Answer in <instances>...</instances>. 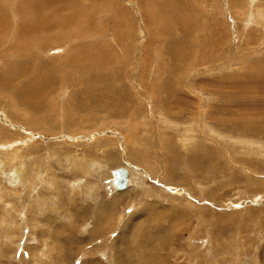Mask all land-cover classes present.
<instances>
[{
    "label": "rangeland",
    "instance_id": "1",
    "mask_svg": "<svg viewBox=\"0 0 264 264\" xmlns=\"http://www.w3.org/2000/svg\"><path fill=\"white\" fill-rule=\"evenodd\" d=\"M33 1L0 0V264H264V0H69L24 44Z\"/></svg>",
    "mask_w": 264,
    "mask_h": 264
},
{
    "label": "bare ground",
    "instance_id": "2",
    "mask_svg": "<svg viewBox=\"0 0 264 264\" xmlns=\"http://www.w3.org/2000/svg\"><path fill=\"white\" fill-rule=\"evenodd\" d=\"M27 1V0H26ZM69 0H34L33 2H28V4L26 3V5H24L25 7L23 8V10H25V8H26V10H25V12H27V13H30V16H31V19L33 18L34 19V22H35V24H30V25H27V27H22V29H20L19 31H18V34H17V40H19V41H22V39H24L23 40V42H24V44H25V41L27 40V37H33V35H38V34H42V35H46L47 33H50V32H52V30H54L55 29V27L54 28H52L50 25V28H52L51 29V31L49 30L50 28L48 27V22L51 20V15H49L48 13V11H49V9H52V11H53V9H54V11L52 12V14H54V13H56V12H61V7H60V3H64V2H68ZM18 2V1H17ZM16 2V3H17ZM25 4V3H24ZM70 5H72V6H74V7H77V5L78 4H76V0H71L70 1V3H69ZM64 5H65V3H64ZM66 6V5H65ZM65 6L63 7V8H65ZM91 7V6H90ZM116 7H117V5H116ZM21 9H22V7H21ZM12 11V10H11ZM10 11V12H11ZM19 11V10H18ZM63 11H64V9H63ZM62 11V12H63ZM119 11H121V10H119ZM16 12V11H15ZM48 12V13H47ZM48 15H47V14ZM120 14H122L123 15V17H124V19H125V16H124V11H121V12H119ZM17 14H18V12H17ZM46 15V16H45ZM60 15V14H59ZM18 16V15H17ZM94 18V17H93ZM119 18V17H118ZM129 18V17H128ZM1 19V18H0ZM31 19H29V20H31ZM132 19V18H131ZM73 20V19H72ZM14 21V20H13ZM53 21V20H52ZM18 23V22H17ZM66 22L64 21V24H65ZM119 23V22H118ZM6 24V23H5ZM121 24V23H120ZM18 25V24H17ZM67 25V24H66ZM131 25V24H130ZM179 25V27L183 30V32H185L186 33V31H187V27H185V24L183 25H181L180 23L178 24ZM20 26V25H19ZM64 25H62L61 27H63ZM1 28V27H0ZM82 28V27H81ZM4 29V28H3ZM19 29V28H18ZM125 29V28H124ZM128 29H129V27H128ZM44 30H45V33L43 34V32H44ZM106 30V29H105ZM114 30V29H113ZM2 31V30H1ZM70 32V31H69ZM130 32V31H129ZM101 34V33H100ZM50 35V34H49ZM48 37V36H47ZM50 37V36H49ZM128 37V36H127ZM131 38V37H130ZM108 39V38H107ZM126 39V38H125ZM131 40V39H130ZM44 42V41H43ZM47 42V41H46ZM104 42V41H103ZM111 42V41H110ZM115 42V41H114ZM22 43V42H21ZM183 43V42H182ZM182 43H178V44H176V43H174V42H171V43H169L168 45V51H169V53L170 54H175V52H176V50L174 49L175 48V46H177V45H179V44H181V45H183ZM23 44V45H24ZM26 44H28V43H26ZM35 44V43H34ZM43 45V44H42ZM35 46V45H34ZM185 46V45H184ZM27 47V46H26ZM43 47V46H42ZM183 47V46H182ZM44 48H45V46H44ZM90 48V47H89ZM24 49H26V48H24ZM29 49V48H28ZM147 49V48H146ZM182 49V48H181ZM38 50V49H37ZM42 50V49H41ZM45 50V49H44ZM121 50V49H120ZM123 50V49H122ZM185 49H183V51H184ZM43 51V50H42ZM22 52V51H21ZM38 52H39V50H38ZM179 52H181V51H179ZM22 53H24V52H22ZM25 53H27V52H25ZM59 53H61L60 51H59ZM89 54V53H88ZM30 55V54H29ZM28 55V56H29ZM37 55V54H36ZM55 55V54H54ZM69 55V54H68ZM93 55H95V56H97V53H93V52H91L87 57H85V56H83V55H81L80 53H74V55H72L71 57H69L68 59H66V56L64 57L65 58V60H67L66 62L68 63H71V64H77L79 61L81 62V63H83V66L84 67H86V68H89V67H92V69L93 68H95L96 70H97V68H99V65H101V62L103 61V59H99L98 61H97V59H98V57H94V58H96V60L95 61H97V62H95V64L93 65V59H91L90 60V57H92ZM102 55H104V53L102 52ZM101 55V56H102ZM124 55V54H123ZM38 56V55H37ZM27 57V56H26ZM177 57H179V55H177ZM27 58H29V57H27ZM38 58V57H37ZM36 58V59H37ZM60 58V57H59ZM30 61V60H29ZM37 61V60H36ZM59 61V60H58ZM52 62V61H51ZM53 63V62H52ZM27 65V64H26ZM86 65V66H85ZM102 65H103V63H102ZM28 66V65H27ZM36 66V65H35ZM139 66V65H138ZM29 67V66H28ZM38 68V67H37ZM62 68V67H61ZM81 68V67H80ZM83 68V67H82ZM85 68V69H86ZM65 69H66V67H65ZM84 69V70H85ZM27 70H28V68H27ZM34 70V69H33ZM94 70V69H93ZM95 70V71H96ZM66 71V70H65ZM88 71V70H87ZM86 71V72H87ZM90 71V70H89ZM19 72H20V70H19ZM21 72H22V74L24 75L25 73H27L28 71H26L25 70V66H23L22 67V70H21ZM81 72V71H80ZM18 73V72H17ZM76 73V72H75ZM88 74V73H87ZM18 75H20V73H18ZM79 75V74H78ZM77 75V76H78ZM84 75V74H83ZM86 75V74H85ZM90 75V74H89ZM76 76V77H77ZM83 77H85V76H83ZM82 77V78H83ZM87 77V76H86ZM53 78H55L56 79V77H53ZM74 79V78H73ZM78 79V78H77ZM84 79V78H83ZM86 79V78H85ZM39 80V79H38ZM37 80V81H38ZM0 81H2V80H0ZM36 80H35V82H37ZM49 81H50V79H49ZM96 80H93V81H91V82H95ZM86 82V81H85ZM101 82V81H100ZM76 84H77V82H75ZM90 83V82H89ZM82 84V83H81ZM83 85H85V84H83ZM93 85V84H92ZM27 86H35V84H33V81L32 82H30V84H28ZM79 86H81V85H79ZM36 87V86H35ZM68 87H70L69 85H68ZM122 87V86H121ZM38 88V87H37ZM62 88V87H61ZM83 88V87H82ZM107 88H109L108 86H107ZM49 89V88H48ZM65 89H66V86H65ZM70 89V88H69ZM22 94H21V96H23L24 98H23V100L25 101V102H27V103H29V104H31V103H33L34 101H36L38 104H39V102L41 101L40 99H39V97H37L36 99H32V97H33V91H31V89H29V88H23L22 90ZM36 91V90H35ZM34 91V92H35ZM123 91V90H122ZM17 92V91H16ZM116 91H114L113 89H106L105 90V99L107 100V105H108V109H107V112L109 113V112H111L113 115L114 114H116V115H118L119 116V114L121 115L122 114V112H123V108L119 105L118 106V102H120V99H119V96H120V94H117V93H115ZM125 90L123 91V93L121 94V97H122V99L123 98H127L128 100H129V98H128V96H124L125 95ZM36 93H39V91H36ZM16 94V93H15ZM40 94H41V96L42 95H44V96H48V95H46V92L44 93V92H40ZM49 94V93H48ZM15 96V95H14ZM38 96V95H37ZM16 97V96H15ZM54 97V96H53ZM90 97V96H89ZM100 97H101V94L99 93V92H97L96 93V96H95V101L96 102H99L100 103ZM42 98V97H41ZM16 100V99H15ZM83 100H85V99H82V101ZM35 104V103H34ZM84 104V103H83ZM64 105V104H63ZM23 106V105H22ZM37 106V105H36ZM40 106V105H39ZM48 106V105H47ZM68 106V105H67ZM99 106V105H98ZM34 107V106H33ZM112 107V108H111ZM23 108H25V107H23ZM41 108V107H40ZM110 108V109H109ZM26 109V108H25ZM35 109V108H34ZM59 110V109H58ZM104 110V109H103ZM35 111V110H34ZM37 111V110H36ZM35 111V112H36ZM39 111V110H38ZM125 111V110H124ZM34 114V113H33ZM35 116V115H34ZM115 116V115H114ZM5 117V116H4ZM8 118V117H7ZM69 121V120H68ZM5 123V122H4ZM245 127V126H244ZM115 175V179H116V182H115V180H114V182L116 183L114 186L118 189V187H117V182H118V177H117V171H116V173L114 174ZM128 177H129V173H128ZM130 178H128V187H130ZM132 183V182H131ZM127 187V188H128ZM126 188V189H127ZM118 190H120V191H124V190H121V189H118Z\"/></svg>",
    "mask_w": 264,
    "mask_h": 264
},
{
    "label": "water",
    "instance_id": "3",
    "mask_svg": "<svg viewBox=\"0 0 264 264\" xmlns=\"http://www.w3.org/2000/svg\"><path fill=\"white\" fill-rule=\"evenodd\" d=\"M117 187L118 189L124 190L128 187V171L124 168H121L117 171Z\"/></svg>",
    "mask_w": 264,
    "mask_h": 264
}]
</instances>
